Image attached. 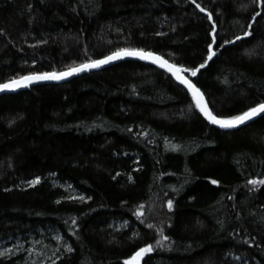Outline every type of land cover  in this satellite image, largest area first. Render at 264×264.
I'll return each instance as SVG.
<instances>
[{
	"label": "trees",
	"instance_id": "16d2710c",
	"mask_svg": "<svg viewBox=\"0 0 264 264\" xmlns=\"http://www.w3.org/2000/svg\"><path fill=\"white\" fill-rule=\"evenodd\" d=\"M196 2L211 22L190 0H0V83L119 48L198 67L215 22L217 55L183 74L218 118L238 115L264 101V7ZM249 180H264V116L218 130L151 65L125 61L0 97V245L43 238L29 264H124L149 244L140 264H264V185ZM49 233L72 251L52 259ZM16 254L0 264H28Z\"/></svg>",
	"mask_w": 264,
	"mask_h": 264
},
{
	"label": "snow or ice",
	"instance_id": "6c2138e0",
	"mask_svg": "<svg viewBox=\"0 0 264 264\" xmlns=\"http://www.w3.org/2000/svg\"><path fill=\"white\" fill-rule=\"evenodd\" d=\"M190 3L194 4L200 12H206V9L201 6L200 3H197L196 0H190ZM252 4L257 7H264V0H252ZM207 19L211 22L213 20L212 13L206 12ZM261 16L260 12H256L252 17V20L255 22L256 18ZM248 31L244 32L243 37L237 36L236 40H242L245 37H249L252 35L250 31L252 29V24L247 26ZM160 35V33H157ZM211 36V42L207 44V57L206 60L201 63L198 67L186 68V67H177L173 63H169L168 60L163 59L161 56L155 55L151 51H145L142 48H119L116 51L111 52L109 55L104 56L102 59L88 60L84 63L78 65L68 66L65 70L60 72H43V73H33L25 76H20L18 78L10 79L8 82L0 83V91L5 90H15L20 87H27L34 81H42V80H63L67 77L73 76L74 74L83 73L85 71H89L91 69H96L101 67V65L108 64L115 60H120L125 57H134L140 60L151 61L153 64H158L161 69H165L167 72L171 73L173 77L181 84L184 85L188 92L191 94L192 100L195 103V107L203 114L204 118L208 120L209 123L218 125L220 128H233L238 125L244 124L247 121L252 120L254 117L259 116L261 113H264V101H260L256 103L254 107H249L246 111H242L238 115H231L228 118H218L217 115H214L213 112L209 109L208 105L205 103L204 94L201 90L192 83L189 79L185 78L182 73H190L192 77H196L198 73H200L201 69H204L209 61H212L213 58L217 55V52L213 50V46L217 44V31L216 24L212 22L211 30L209 32ZM236 41L232 40H223V43L219 45V47H223L227 44H234ZM175 147V146H174ZM40 182L39 178H36L34 181H31V184H38ZM213 184H216L217 181L213 180ZM249 184L253 186L260 184L264 185V180H249ZM83 199V197H81ZM172 202L168 201V207L171 209ZM75 223V221H73ZM152 225H149L151 228ZM162 232V230H161ZM164 240H167V236H163ZM157 245H160V241L158 240ZM68 251L71 252L72 249L68 248ZM153 251V246L151 244L146 247L139 248L138 251H135V254L131 256L130 259H126L124 264H140V261L147 253H151ZM3 255V253H0Z\"/></svg>",
	"mask_w": 264,
	"mask_h": 264
},
{
	"label": "rangeland",
	"instance_id": "374dc122",
	"mask_svg": "<svg viewBox=\"0 0 264 264\" xmlns=\"http://www.w3.org/2000/svg\"><path fill=\"white\" fill-rule=\"evenodd\" d=\"M55 186L60 187L61 184L58 183H54ZM34 185V184H32ZM62 187V186H61ZM65 190H67L68 192H72L70 195V198L73 200H84L85 197L83 195H81L80 193H78L77 191H70L71 189H67V187H62ZM81 197H83V199H81ZM127 224L125 223V226ZM121 226H124L123 224ZM51 235V238L54 242L57 243V247H56V251L53 254V258H55L56 256H58L57 254H59L61 251H67V246L66 244L64 245L61 241V238L53 233H49ZM48 234V235H49ZM48 244H46L42 240H38V239H33V238H28L27 240H10L7 243H3L0 245V253H3V255H0L1 257L7 256L9 254H11L13 251L16 252V257H19L20 259L25 260V263H32V259L35 257V255H37L36 259H39L41 255H39V250H40V246H42L43 248L45 246H47Z\"/></svg>",
	"mask_w": 264,
	"mask_h": 264
},
{
	"label": "water",
	"instance_id": "95a60500",
	"mask_svg": "<svg viewBox=\"0 0 264 264\" xmlns=\"http://www.w3.org/2000/svg\"><path fill=\"white\" fill-rule=\"evenodd\" d=\"M155 54V53H154ZM155 55H158V54H155ZM159 56V55H158ZM163 58V57H162ZM164 59V58H163ZM125 61H136V62H141V63H145V64H148V65H151L152 67L154 68H157L165 73H167L179 86H181L185 91L188 92L187 88L184 86V85H181L176 79L175 77H173L171 75V73L167 72L165 69H161L158 64H153L151 61H146V60H140L138 58H134V57H125L123 59H120V60H115V61H112L108 64H105V65H101V67L99 68H96V69H91L89 71H85L83 73H78V74H74L73 76H70V77H67L63 80H42V81H34L32 82L31 84H29L27 87H20V88H17L15 90H5V91H0V97L1 96H4V95H11V94H16L18 92H21V91H24V90H28L29 88L31 87H34V86H37V85H60V84H64V83H68L70 82L71 80L75 79V78H78V77H81V76H84V75H87V74H90V73H95V72H99V71H102L104 69H107L111 66H114V65H117L119 63H122V62H125ZM170 63V62H169ZM182 75H184L182 73ZM185 76V75H184ZM185 78H187L185 76ZM189 79V78H187ZM190 80V79H189ZM191 81V80H190ZM192 82V81H191ZM193 83V82H192ZM189 93V92H188ZM189 95L191 96V94L189 93ZM205 103L208 105L207 101H206V98H205ZM209 107V106H208ZM210 109V108H209ZM201 115L203 116V114L201 113ZM262 116H264V113H261L259 116L257 117H254L252 120L250 121H247L245 122L244 124H241V125H238L236 127H233V128H220L218 125H214V124H211L208 122V120H206L203 116V118L205 119V121L207 123H209L211 126L215 127L216 129L218 130H221V131H235V130H238L240 128H243V127H246L250 124H252L253 122H255L256 120H258L259 118H261Z\"/></svg>",
	"mask_w": 264,
	"mask_h": 264
}]
</instances>
